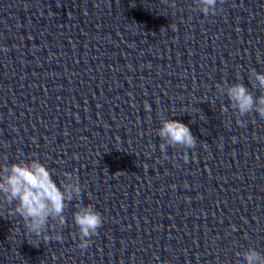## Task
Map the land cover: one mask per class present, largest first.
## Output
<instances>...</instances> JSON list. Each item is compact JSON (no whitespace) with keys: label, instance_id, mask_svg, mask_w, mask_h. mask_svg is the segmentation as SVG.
<instances>
[{"label":"clouds","instance_id":"clouds-1","mask_svg":"<svg viewBox=\"0 0 264 264\" xmlns=\"http://www.w3.org/2000/svg\"><path fill=\"white\" fill-rule=\"evenodd\" d=\"M223 3L224 0H194L196 10L205 17L216 16L222 10L220 5ZM247 79L252 89L259 90V95L250 91L239 75L235 83L216 85L219 94L226 95L229 100V104L223 106V111L227 113L229 108L232 109L239 124L245 123L241 117L253 113L264 119V72L250 68ZM156 134L163 141L160 144L162 152H166L168 146L179 145L188 149L194 148L197 143L188 125L170 118L161 120ZM53 175L54 170L36 157L0 164V199L10 206L11 216L22 219L26 234L42 241L63 239L59 229L66 224L65 211L69 203L75 200L76 210L72 218L79 233L77 246L86 250L92 243L91 238L98 234L103 225L102 214L93 205L82 202V185L78 175L65 171L58 182ZM236 255L242 256L243 264H264V253L253 247ZM237 264H241V261L238 260Z\"/></svg>","mask_w":264,"mask_h":264}]
</instances>
